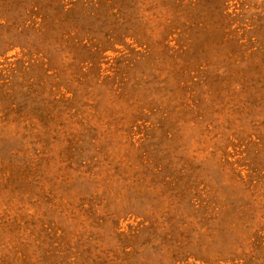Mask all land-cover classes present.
Wrapping results in <instances>:
<instances>
[{
    "label": "rangeland",
    "instance_id": "obj_1",
    "mask_svg": "<svg viewBox=\"0 0 264 264\" xmlns=\"http://www.w3.org/2000/svg\"><path fill=\"white\" fill-rule=\"evenodd\" d=\"M0 264H264V0H0Z\"/></svg>",
    "mask_w": 264,
    "mask_h": 264
}]
</instances>
